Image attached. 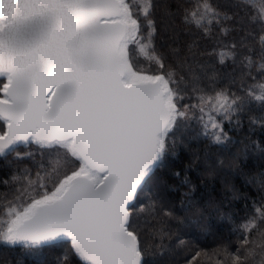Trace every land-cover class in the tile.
Masks as SVG:
<instances>
[{"label": "snow or ice", "instance_id": "obj_1", "mask_svg": "<svg viewBox=\"0 0 264 264\" xmlns=\"http://www.w3.org/2000/svg\"><path fill=\"white\" fill-rule=\"evenodd\" d=\"M256 112L264 0H0V245L32 264H264V147L235 136ZM217 183L247 214L209 252L184 237Z\"/></svg>", "mask_w": 264, "mask_h": 264}, {"label": "trees", "instance_id": "obj_2", "mask_svg": "<svg viewBox=\"0 0 264 264\" xmlns=\"http://www.w3.org/2000/svg\"><path fill=\"white\" fill-rule=\"evenodd\" d=\"M255 115L257 117L256 124L250 126L249 122L245 120L243 130L235 133V136L238 139L249 136L250 145L252 141H255L256 145L264 147V132L261 130L264 128V125L260 123L259 113L256 112ZM182 157L183 159H178L175 162L174 171H181L182 166L187 163V153H183ZM262 163H264V160L261 159V154L257 148L251 153V159L248 162L249 168L253 172L258 171ZM21 167H23V165H21ZM12 170L14 169L6 167L3 159L0 158V179L6 178V173ZM168 175L170 176L171 174L169 173ZM172 181L175 183L179 182L176 178H171L170 182ZM234 182L237 188H241L244 184V181L240 178H236ZM251 191L254 192L255 189ZM212 195L217 199L218 208H208L203 222L204 226L202 228L189 230V235L184 237L186 240L193 241L198 248L205 249L209 252L221 242L238 245L240 232L236 229L237 226L243 222V218L247 214L244 201L232 200L230 193L223 191L219 183L215 185V191ZM148 242L150 243V241ZM59 257V249L52 250L46 254L48 264H56ZM164 259L167 261L169 258L165 257ZM174 259L177 264H181L183 253H180ZM0 264H32V261L23 256L20 249H13L8 246L0 245Z\"/></svg>", "mask_w": 264, "mask_h": 264}]
</instances>
